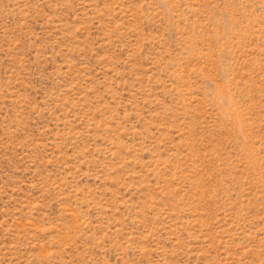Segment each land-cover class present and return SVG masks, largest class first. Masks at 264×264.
Instances as JSON below:
<instances>
[{
  "label": "rangeland",
  "instance_id": "obj_1",
  "mask_svg": "<svg viewBox=\"0 0 264 264\" xmlns=\"http://www.w3.org/2000/svg\"><path fill=\"white\" fill-rule=\"evenodd\" d=\"M0 264H264V0H0Z\"/></svg>",
  "mask_w": 264,
  "mask_h": 264
}]
</instances>
